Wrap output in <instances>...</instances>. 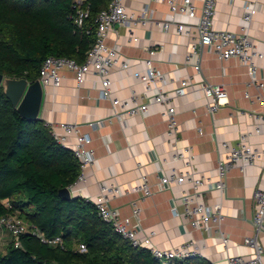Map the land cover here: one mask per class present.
<instances>
[{"label": "crops", "instance_id": "obj_1", "mask_svg": "<svg viewBox=\"0 0 264 264\" xmlns=\"http://www.w3.org/2000/svg\"><path fill=\"white\" fill-rule=\"evenodd\" d=\"M122 2L128 12L136 15L148 9L157 21L188 23L186 17H171L168 7L155 0ZM195 3L200 9L201 0ZM246 3H254L257 11L249 34L263 55L256 60V64L258 76L264 80V0H217L214 27L216 30L239 32ZM191 35H178L173 30L166 33L151 23L132 29L116 26L107 38L108 45L119 47L121 59H128L131 67L128 73L116 67L110 75L112 98L120 100L130 99L135 92L139 102H143L145 86L132 73L143 69L142 62L149 57V50L159 49L154 59L163 79L158 85L171 97V105L178 112L176 145L166 133L160 105H152L145 115L119 119L116 113H121L122 109L114 108L110 101L101 99V83L94 73H89L78 89L74 74L63 70L60 87L44 88L39 119L49 125L58 137H65V144L69 146L76 144L77 137L59 127L61 123L76 124L80 134H87L92 140L89 147L95 150V163L88 169L85 181L75 187L72 197L94 202L100 194L101 185L118 186L122 193L111 201V207L118 211L122 219L130 220L140 238L155 231L153 244L162 250L193 240L200 247L202 258L211 264H227L228 255L249 257L252 253L243 240L256 233L253 226L256 211L254 196L257 190L264 189V161H257L243 172L233 169L226 179L223 193L204 189V200L208 205L222 206L225 218L222 230L230 237L227 248L217 235L191 232L184 219L174 215V209L182 211L181 191L191 192L189 184L165 189H159L157 185L163 176L183 169V163L174 160L176 147L189 149L194 156V170L214 180L218 177L219 161L226 159L222 143L234 144L240 135L250 133L249 143L264 150V124L257 119L264 117V107L255 101L257 88L250 85L247 68L237 59L221 62L208 48H203L187 64L185 56L190 43L198 42L195 29ZM134 38L136 40H132ZM197 61L201 65L199 75L193 67ZM188 78H192L193 83L187 94L176 97L174 91L180 81ZM202 81L226 88L228 100L215 114L207 110L206 99L199 89ZM91 123L96 125L90 126ZM257 124H261L260 133L255 132ZM142 175L147 176L153 192L144 199L132 192V188L141 183ZM134 202L140 208L138 217L133 215ZM258 240L264 250V232Z\"/></svg>", "mask_w": 264, "mask_h": 264}, {"label": "built area", "instance_id": "obj_2", "mask_svg": "<svg viewBox=\"0 0 264 264\" xmlns=\"http://www.w3.org/2000/svg\"><path fill=\"white\" fill-rule=\"evenodd\" d=\"M158 3L165 4L171 17L182 16L188 19V23H178L174 20L157 21L146 9L140 15L128 12L122 0H109L108 7L98 14L95 24L96 39L87 54L86 61L78 64L74 60L50 56L43 62L39 81L43 88L60 87L62 82V71L68 70L74 74L76 86L79 89L86 81L89 73H94L101 83V99L110 101L114 108L120 107L121 113H116L119 119L124 116L145 115L149 112L152 105H160L163 110L161 116L167 126V135L174 141H178L179 121L178 112L171 105V97L165 93L158 85L162 81V73L155 66V56L159 49L149 50V57L143 60V69L132 73V76L140 83L144 84L145 91L142 95L143 102L140 103L138 96L133 92L130 99L120 100L112 98L110 75L112 70L120 67L124 72L131 70L129 60L121 59L119 47L109 46L107 43L108 35L116 26L132 29L139 25L148 26L151 23L156 24L163 32L175 31L178 35L191 37L192 30L195 29L198 34V42H191L188 52L185 56L187 64H190L193 57L199 54L203 48H208L217 59L226 62L230 59L240 61L248 71L250 76V85L257 88L255 101L264 107V80L258 76L257 59L263 55L257 50L251 40L249 30L253 18L256 14L254 3L244 5L243 24L239 32L228 30H216L215 15L217 0H201L202 6L199 9L196 0H155ZM73 21L77 28L82 29L90 17L89 4L83 0H76L74 5ZM132 40H136L135 38ZM197 75L201 74L200 61L193 64ZM192 78L181 80L174 94L176 97H182L187 94L192 85ZM199 89L206 99V107L209 113L215 114L228 100L226 88L220 84H211L207 81L199 83ZM249 97V96H248ZM258 122L264 124V117H257ZM98 124V123H97ZM96 124L91 123L90 126ZM66 133H74L77 137L75 145L65 144V137H58L53 133L56 141L65 148L70 149L80 163V175L76 182L67 189L72 194L75 187L84 182L86 173L93 166L96 160L95 150L90 148L91 138L87 134H80L78 126L72 123L59 124ZM52 130V128H51ZM256 133L261 132V124L256 125ZM250 133L240 135L238 141L234 144L228 142L222 143L226 151V159L218 163V177L214 180L211 176L201 174L194 170L193 159L189 149H178L174 156L175 161L183 163L181 171L173 170L170 174L159 179L157 187L165 189L166 187H183L189 184L191 192L181 191L180 204L182 211L174 209L176 217L184 219L191 232H201L207 235H217L222 244L227 248L230 243V237L222 230L224 214L221 204L208 205L204 200V189L218 190L223 193L226 187V179L233 169H240L242 172L248 166L254 165L257 161H264V150H259L249 143ZM264 170V168H263ZM132 192L139 195L142 199L153 195L151 185L146 175L141 176V183L132 188ZM122 193L118 186L101 185L100 194L94 200L99 217L109 224L115 233L127 240L134 248L147 249L150 254L161 264H171L175 261H182L201 257V249L195 241H187L177 247L168 250L159 249L153 244L155 231H151L143 238L138 236V231L132 227L129 219H122L117 210L111 207V201ZM256 211L253 218L255 235L246 237L243 240L245 246L252 251L249 257L231 256L227 257V264H263L264 250L259 243L258 237L264 232V189L257 190L254 196ZM140 208L136 202L133 203V215L138 217ZM0 230L6 233L10 238V243L16 248H21V237L26 233L40 238L41 242L50 246H62L61 237L46 238L38 231L36 227H30L18 212L5 215L0 219ZM81 253L86 252L85 245H80L78 249Z\"/></svg>", "mask_w": 264, "mask_h": 264}, {"label": "trees", "instance_id": "obj_3", "mask_svg": "<svg viewBox=\"0 0 264 264\" xmlns=\"http://www.w3.org/2000/svg\"><path fill=\"white\" fill-rule=\"evenodd\" d=\"M75 1L0 0V75L33 84L50 56L83 64L96 39L95 20L109 0L86 1L90 17L82 29L73 21ZM79 175V160L50 126L23 119L0 86V219L18 212L46 238L63 240L50 246L26 233L21 248L9 242L0 251V264H161L115 233L93 202L60 196ZM173 263L211 264L202 257Z\"/></svg>", "mask_w": 264, "mask_h": 264}, {"label": "water", "instance_id": "obj_4", "mask_svg": "<svg viewBox=\"0 0 264 264\" xmlns=\"http://www.w3.org/2000/svg\"><path fill=\"white\" fill-rule=\"evenodd\" d=\"M0 86L23 119L28 121L39 119L44 99V88L39 80L30 84L25 79H8L0 75ZM59 194L66 200L72 198L67 188L60 190Z\"/></svg>", "mask_w": 264, "mask_h": 264}, {"label": "rangeland", "instance_id": "obj_5", "mask_svg": "<svg viewBox=\"0 0 264 264\" xmlns=\"http://www.w3.org/2000/svg\"><path fill=\"white\" fill-rule=\"evenodd\" d=\"M9 236L6 233H2V231L0 230V251L1 252H5V250L8 247V243H9Z\"/></svg>", "mask_w": 264, "mask_h": 264}]
</instances>
